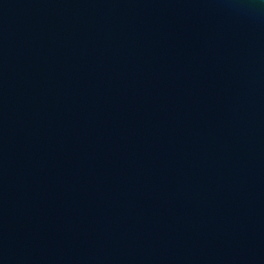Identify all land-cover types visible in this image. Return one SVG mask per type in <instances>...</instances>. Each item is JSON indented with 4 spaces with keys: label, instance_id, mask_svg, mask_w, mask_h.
I'll use <instances>...</instances> for the list:
<instances>
[{
    "label": "water",
    "instance_id": "water-1",
    "mask_svg": "<svg viewBox=\"0 0 264 264\" xmlns=\"http://www.w3.org/2000/svg\"><path fill=\"white\" fill-rule=\"evenodd\" d=\"M0 264H264V0H0Z\"/></svg>",
    "mask_w": 264,
    "mask_h": 264
}]
</instances>
